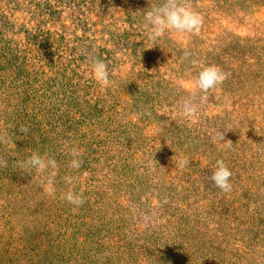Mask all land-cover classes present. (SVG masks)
Wrapping results in <instances>:
<instances>
[{
	"label": "rangeland",
	"instance_id": "1",
	"mask_svg": "<svg viewBox=\"0 0 264 264\" xmlns=\"http://www.w3.org/2000/svg\"><path fill=\"white\" fill-rule=\"evenodd\" d=\"M160 3L0 0V264H264V0H191L200 29L152 40ZM210 65L228 78L203 99ZM33 152L58 168H19Z\"/></svg>",
	"mask_w": 264,
	"mask_h": 264
},
{
	"label": "clouds",
	"instance_id": "2",
	"mask_svg": "<svg viewBox=\"0 0 264 264\" xmlns=\"http://www.w3.org/2000/svg\"><path fill=\"white\" fill-rule=\"evenodd\" d=\"M142 16L144 17L145 26L148 28L149 36L152 40L162 37L165 32L169 30L175 31L176 33H191L198 31L204 22L203 15L193 8L191 0H162V3L160 4L150 5ZM90 64L95 78L101 82L103 86H109L112 81L110 80L108 64L104 60L97 57H90ZM227 78L228 74L219 66L210 65L204 67L198 73L195 80V86L205 94L202 98L206 99V94L210 90H214L222 85ZM196 111L197 108L195 105L185 101L183 105V115L190 116ZM141 114L150 116L151 112L145 110L143 113L138 115ZM19 130L25 135L28 132V129L25 126H21ZM217 136L221 141H224V136L221 132H218ZM9 142L10 137L4 133H0V143L6 144ZM231 144L232 142L229 140L225 146L231 147ZM70 154L73 159L70 161L69 167L72 169H80L83 163L82 159H80L83 154V150H78L73 147L70 149ZM2 163L6 165L7 162L4 161ZM16 163L21 169H35V171L40 174H44L49 169L55 170L58 168L57 161L54 158L48 157L47 155H41L38 152H33L27 160L17 161ZM155 163L158 164L156 161ZM188 163V159L183 158L179 161V167L183 168L187 166ZM231 176L232 172L229 166L223 159H219L216 161L215 169L209 179L215 187L227 193L232 190V184L230 182ZM54 177V171L49 175L44 176V179L49 186L54 184ZM73 179L74 178L70 176L64 177L66 183H72ZM50 190L53 189L50 187ZM62 198L76 207L82 206L85 203V198L82 192L76 193L69 191L64 193Z\"/></svg>",
	"mask_w": 264,
	"mask_h": 264
}]
</instances>
